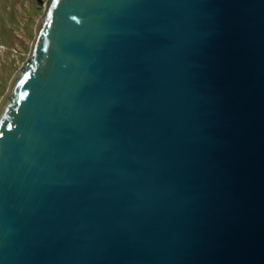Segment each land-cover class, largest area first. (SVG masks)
I'll return each mask as SVG.
<instances>
[{
	"label": "water",
	"instance_id": "1",
	"mask_svg": "<svg viewBox=\"0 0 264 264\" xmlns=\"http://www.w3.org/2000/svg\"><path fill=\"white\" fill-rule=\"evenodd\" d=\"M0 104V264H264V0H47Z\"/></svg>",
	"mask_w": 264,
	"mask_h": 264
},
{
	"label": "rangeland",
	"instance_id": "2",
	"mask_svg": "<svg viewBox=\"0 0 264 264\" xmlns=\"http://www.w3.org/2000/svg\"><path fill=\"white\" fill-rule=\"evenodd\" d=\"M47 0H0V104L26 63Z\"/></svg>",
	"mask_w": 264,
	"mask_h": 264
},
{
	"label": "trees",
	"instance_id": "3",
	"mask_svg": "<svg viewBox=\"0 0 264 264\" xmlns=\"http://www.w3.org/2000/svg\"><path fill=\"white\" fill-rule=\"evenodd\" d=\"M37 2H38L39 4H42L43 0H37Z\"/></svg>",
	"mask_w": 264,
	"mask_h": 264
}]
</instances>
